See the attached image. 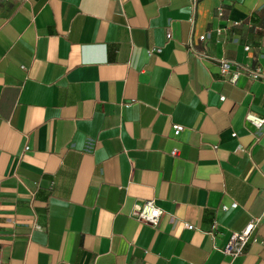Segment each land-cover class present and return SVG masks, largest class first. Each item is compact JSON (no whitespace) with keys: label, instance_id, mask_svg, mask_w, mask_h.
I'll return each instance as SVG.
<instances>
[{"label":"crops","instance_id":"obj_1","mask_svg":"<svg viewBox=\"0 0 264 264\" xmlns=\"http://www.w3.org/2000/svg\"><path fill=\"white\" fill-rule=\"evenodd\" d=\"M263 7L0 0V264H264V81L214 61L264 68Z\"/></svg>","mask_w":264,"mask_h":264},{"label":"built area","instance_id":"obj_2","mask_svg":"<svg viewBox=\"0 0 264 264\" xmlns=\"http://www.w3.org/2000/svg\"><path fill=\"white\" fill-rule=\"evenodd\" d=\"M188 1L192 6H194L195 0ZM217 15H221L220 8H217ZM198 38L202 40L204 38V34L199 35ZM189 48L197 57H208L203 52L194 50L191 45H189ZM244 49H248V47L244 46ZM153 51H157V49H148V53H151ZM209 58L211 57L209 56ZM214 61L216 62L218 67V75L230 83H234L240 76H244L250 80L264 81V68L259 65H250L249 63L245 62H235L224 57L214 58ZM222 98V96H219L220 100ZM244 119L255 128L256 133L259 132L263 127L264 118L257 116L251 112H246V114L244 115ZM181 129L182 126L180 124H171V130L173 135H177ZM231 135H234V133H232ZM26 148L27 147L25 146L24 149ZM238 150H241V148H238ZM175 153L176 150L174 149L170 151V154L172 155ZM235 205L236 204L233 202L229 206L234 207ZM227 207L228 206L226 205H221L222 210H225ZM161 214L162 210L159 207L155 206L152 200H142L140 203L135 204L134 206L135 217L142 222H146L152 225L156 224ZM260 221L261 217L252 218L239 231L231 232L228 236L227 241L221 248V252L223 254L229 255L230 257H235L242 253V250L247 243L262 244L263 241L253 234L254 227L258 223H260ZM184 226L186 228H191V225L186 223L184 224Z\"/></svg>","mask_w":264,"mask_h":264}]
</instances>
